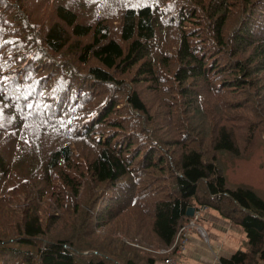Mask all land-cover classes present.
Returning a JSON list of instances; mask_svg holds the SVG:
<instances>
[{
  "label": "trees",
  "instance_id": "obj_1",
  "mask_svg": "<svg viewBox=\"0 0 264 264\" xmlns=\"http://www.w3.org/2000/svg\"><path fill=\"white\" fill-rule=\"evenodd\" d=\"M259 140L264 0H0V264H155L199 205L264 264Z\"/></svg>",
  "mask_w": 264,
  "mask_h": 264
},
{
  "label": "rangeland",
  "instance_id": "obj_2",
  "mask_svg": "<svg viewBox=\"0 0 264 264\" xmlns=\"http://www.w3.org/2000/svg\"><path fill=\"white\" fill-rule=\"evenodd\" d=\"M247 154H251V156L249 158H244L238 163H235L233 167L227 166L226 163H221L220 166L227 177L229 185H245L253 189L259 196L264 198V140L256 141L252 146L251 151ZM223 155L226 158L230 157V154L228 153ZM199 207H201V215L195 221L194 229L196 230L197 226H202V228L206 230L205 232L207 233L208 240L204 241L203 239L200 241L202 247L194 252L185 246V249L181 253L176 252L175 254H172V256H169L172 259L171 263L169 264H218L219 256H228L233 249L245 247L243 244L245 240L243 238L244 233L241 232V230L229 231L225 238L220 236L219 241L210 236V231L215 230V232L218 233V230L224 231L225 229L220 223H216L214 225L209 219H205V215L208 212H204L206 210L208 211L209 208H206L204 205H199ZM142 244L143 248L140 249L142 253L164 254L159 255L161 257L157 259L158 261H156L155 264H166L163 261L165 253H161L164 252L163 250H160V252L159 250H156L157 252L153 250L155 252L153 253L150 251V248H157L149 246L145 243Z\"/></svg>",
  "mask_w": 264,
  "mask_h": 264
},
{
  "label": "crops",
  "instance_id": "obj_3",
  "mask_svg": "<svg viewBox=\"0 0 264 264\" xmlns=\"http://www.w3.org/2000/svg\"><path fill=\"white\" fill-rule=\"evenodd\" d=\"M204 213H207L205 215V219H209L214 225L216 223H220L224 227L225 230L224 231L223 230H218L219 231L218 233H216L215 230L210 231V234L209 235L212 236L214 239H216L218 241L220 240L219 239L220 236H223V238H225L227 236V233L229 231H232V230H241V229H239L237 227H232L231 225H229V223L226 220L222 219L219 216V214L216 211H214V210H210L209 209L208 211L206 210ZM241 232H243V231L241 230ZM243 238L245 239V235L243 236ZM202 240H203V238H201V236L197 232V230L193 229L188 234V240L186 242V247L189 250L193 251V252L194 251H197V250H199L202 247L201 244H200V241H202ZM233 250H235V249H233Z\"/></svg>",
  "mask_w": 264,
  "mask_h": 264
},
{
  "label": "built area",
  "instance_id": "obj_4",
  "mask_svg": "<svg viewBox=\"0 0 264 264\" xmlns=\"http://www.w3.org/2000/svg\"><path fill=\"white\" fill-rule=\"evenodd\" d=\"M201 207L194 210V213L192 216L188 217L187 221H185L177 230L174 241L171 244V246L168 248V250H171L175 248V252L181 253L186 246V242L188 240V234L191 230L195 227V221L199 218ZM197 232L200 234L202 238H204L205 241L208 240L207 233L202 228V226H197L196 228ZM164 263L169 264L171 263L172 259L170 257H166L163 259Z\"/></svg>",
  "mask_w": 264,
  "mask_h": 264
},
{
  "label": "water",
  "instance_id": "obj_5",
  "mask_svg": "<svg viewBox=\"0 0 264 264\" xmlns=\"http://www.w3.org/2000/svg\"><path fill=\"white\" fill-rule=\"evenodd\" d=\"M193 212H194V207L193 206H189L187 209H186V212H185V215L190 217L193 215Z\"/></svg>",
  "mask_w": 264,
  "mask_h": 264
},
{
  "label": "bare ground",
  "instance_id": "obj_6",
  "mask_svg": "<svg viewBox=\"0 0 264 264\" xmlns=\"http://www.w3.org/2000/svg\"><path fill=\"white\" fill-rule=\"evenodd\" d=\"M188 3V2H187ZM186 6H184V8H185ZM156 74V73H155ZM98 88V87H97ZM202 176V175H201ZM47 180V179H46ZM50 181V180H49ZM44 182V181H43ZM46 183V182H45ZM44 183V184H45ZM199 183H201V182H199ZM203 183V182H202ZM43 184V183H42ZM48 184V183H47ZM36 188V187H35ZM161 257V256H160ZM161 261V260H160Z\"/></svg>",
  "mask_w": 264,
  "mask_h": 264
}]
</instances>
